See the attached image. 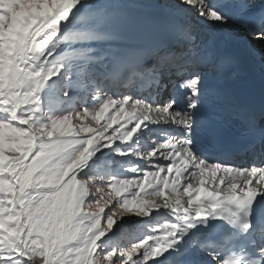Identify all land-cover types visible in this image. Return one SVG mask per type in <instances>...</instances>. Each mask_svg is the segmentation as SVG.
Masks as SVG:
<instances>
[{"label": "snow or ice", "instance_id": "obj_1", "mask_svg": "<svg viewBox=\"0 0 264 264\" xmlns=\"http://www.w3.org/2000/svg\"><path fill=\"white\" fill-rule=\"evenodd\" d=\"M242 59L264 76L255 0H0V264H264V101L230 90ZM144 76L155 91L139 98L93 87ZM148 123L175 132L113 149L143 161L135 175L84 171ZM153 211L158 234L104 249L118 220Z\"/></svg>", "mask_w": 264, "mask_h": 264}, {"label": "rangeland", "instance_id": "obj_2", "mask_svg": "<svg viewBox=\"0 0 264 264\" xmlns=\"http://www.w3.org/2000/svg\"><path fill=\"white\" fill-rule=\"evenodd\" d=\"M143 1L154 2V0H143ZM68 59H66V60H68ZM146 77L147 76H145V78ZM132 80H133V78H132ZM129 81H131V80H129ZM129 81H127V83ZM137 82H140V81L137 80ZM124 83L125 82H123V84ZM95 84L93 85V87L95 86ZM141 88H143V87H141ZM144 89H145V87H144ZM122 91L125 92V89H123ZM123 94L126 95L129 93H123ZM77 98H80V97H76L75 99H77ZM85 98L89 99V97H87V96ZM107 110H110V112L108 114L103 115V117L100 120V123H105L106 121L110 120L111 115L115 114L113 106H109ZM130 111H131L130 106L125 105L124 112L127 113ZM122 115L123 114H121L120 116H117L118 123L113 125V129L116 128L119 123L124 122V119L121 118ZM84 123H88L89 126H92V127L96 126V122L94 120H92L91 114L89 115L87 120L84 121ZM156 125H158V124H156ZM111 131H112V129H109V132H111ZM148 135H149L148 133L146 135L143 134V137L147 136V138L144 140L142 139L141 142H145L147 145L144 146L143 144H140L139 150H143L145 147L150 148L152 146L151 143L153 141V137L148 136ZM140 138H141V136H140ZM140 138H137V139L139 140ZM154 139H157V138H154ZM130 144H131V142H129V143L125 142L124 144H121L120 141H116L111 147H105V148L99 149L98 151H96L94 153V157H96V159H93V162H95V163L92 162L91 168L85 169L84 171H90V174L98 175V174H96L95 171L98 170V168H99V173H101V176L115 175V176H120V178H125L127 176L135 175V173H133L129 170L132 167V164L128 165L127 162L125 160H123V158L126 155H123L120 157V155H118L115 151H113V149L118 147V146L121 149H123L125 147V145L130 147ZM163 222H164L163 217L158 216L155 211L151 212L149 215H144V216L139 215V214L127 215V216L122 217L120 220H118L116 222V224L114 225V233L115 234L109 233L108 235H106L105 237L102 238L100 243L106 244L107 248L109 249L113 246L111 243H109V240L115 238L116 244L119 247L124 248V247L129 246L131 243H134L140 239H143L145 236H152V235L158 234L156 231H154V227L160 223H163ZM121 238L125 239L126 242H121L120 241ZM127 240H130V241L127 242ZM177 242H179V241H177ZM170 251H172L171 248L167 249L165 251V253H162L161 256L156 257V259L162 260L163 257L165 255H167V253Z\"/></svg>", "mask_w": 264, "mask_h": 264}, {"label": "bare ground", "instance_id": "obj_3", "mask_svg": "<svg viewBox=\"0 0 264 264\" xmlns=\"http://www.w3.org/2000/svg\"><path fill=\"white\" fill-rule=\"evenodd\" d=\"M143 2H145V3H152V1H143ZM69 20L71 21V17H69ZM184 22L185 23H187L188 22V20L186 19V20H184ZM64 35H65V37H69L70 38V36H71V33L70 32H66V33H64ZM64 42H67L66 40L65 41H62V43H64ZM71 59L70 57H65V59ZM58 59H59V57H58ZM134 79V78H133ZM129 80H132V79H128L127 81H129ZM140 80H143L142 78H140ZM139 80V81H140ZM127 81H125V83L124 84H126L127 83ZM143 82V81H142ZM115 85H119L120 86V84L121 85H123V82H115L114 83ZM134 86H135V89H137V90H139V89H142L141 87H145V89H148L149 90V93H150V95L151 94H153L154 93V91H155V85H154V83L150 80V78L149 77H146V80L141 84L140 82H137V80H136V82H134ZM139 88H138V87ZM260 86V81L259 80H257V79H254V80H251L249 83H247L246 84V87L248 88V89H251V90H254V89H258V87ZM153 98H155V96H153ZM114 107V106H113ZM110 112V110H106L105 111V113L104 114H108ZM124 119H126V117L124 118ZM150 123H148V125H149ZM147 125V127H144V128H141L140 129V133H139V135H137V136H134V138H140V136H141V134H147V133H149V131L151 132L152 131V129L151 128H153V127H156L157 129H155V138H157V139H160V140H162L164 137L161 135V133L163 132L165 135H170V134H174V132H175V129H174V126H172V125H168V124H158V125H156V124H154L153 125V127H151V128H149V126ZM152 144V143H151ZM235 163L236 164H238V165H241V166H245L244 164H243V162H242V159H236L235 160ZM246 167V166H245ZM222 187H223V185H222ZM163 219H166V217H163ZM165 222V221H164ZM163 222V223H164ZM185 240H187V237H185Z\"/></svg>", "mask_w": 264, "mask_h": 264}, {"label": "trees", "instance_id": "obj_4", "mask_svg": "<svg viewBox=\"0 0 264 264\" xmlns=\"http://www.w3.org/2000/svg\"><path fill=\"white\" fill-rule=\"evenodd\" d=\"M98 171H99V170H96V171H95L96 174H98V175L100 174V176H101V173H99ZM115 241H116L115 238L109 240V243H111V244L113 245L111 248H121V247H119V246L116 244ZM120 241H121V242H126V240L123 239V238H121ZM128 241H130V240H127V242H128ZM102 245H103V247H104L105 250H109V249H111V248L108 249V248H107V245L104 244V243H102Z\"/></svg>", "mask_w": 264, "mask_h": 264}]
</instances>
